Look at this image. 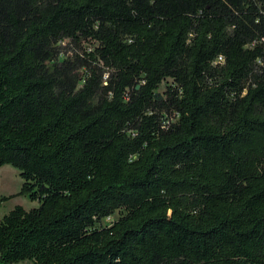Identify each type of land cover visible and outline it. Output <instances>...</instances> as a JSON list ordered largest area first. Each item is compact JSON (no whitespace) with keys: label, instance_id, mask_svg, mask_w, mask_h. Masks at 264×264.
<instances>
[{"label":"trees","instance_id":"obj_1","mask_svg":"<svg viewBox=\"0 0 264 264\" xmlns=\"http://www.w3.org/2000/svg\"><path fill=\"white\" fill-rule=\"evenodd\" d=\"M4 164L0 264H264V0H0Z\"/></svg>","mask_w":264,"mask_h":264},{"label":"rangeland","instance_id":"obj_2","mask_svg":"<svg viewBox=\"0 0 264 264\" xmlns=\"http://www.w3.org/2000/svg\"><path fill=\"white\" fill-rule=\"evenodd\" d=\"M66 50H76L80 55H83V51H90L92 49L91 42H82L80 45H75L68 40L61 42ZM169 83V81H168ZM164 89V84L160 86V90ZM164 120V119H163ZM22 185V179L20 178L18 171L9 164L0 166V219L3 214L7 213L15 205H21L23 208L28 209L37 204L36 201H31L27 195L20 194V188ZM118 216V212L102 220V224H108ZM15 264H31L30 262L20 261Z\"/></svg>","mask_w":264,"mask_h":264},{"label":"built area","instance_id":"obj_3","mask_svg":"<svg viewBox=\"0 0 264 264\" xmlns=\"http://www.w3.org/2000/svg\"><path fill=\"white\" fill-rule=\"evenodd\" d=\"M222 60V57L221 56H218L217 59L215 61H221ZM214 61V62H215Z\"/></svg>","mask_w":264,"mask_h":264}]
</instances>
